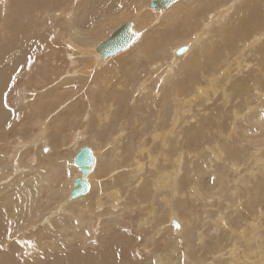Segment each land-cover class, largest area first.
Masks as SVG:
<instances>
[{
	"label": "rangeland",
	"instance_id": "374dc122",
	"mask_svg": "<svg viewBox=\"0 0 264 264\" xmlns=\"http://www.w3.org/2000/svg\"><path fill=\"white\" fill-rule=\"evenodd\" d=\"M10 1L0 0L2 44L15 51L9 42L17 29L31 42H19L18 50L26 48L28 55L0 100V264H249L243 257L249 249L253 260L264 252V118L251 123L245 117L264 109V38L253 40L264 30V0L238 1L221 21L212 19V8L235 0H179L162 13L149 8L151 0ZM125 21L137 26L126 50L97 68L93 53L76 58L73 41L92 48ZM172 56L181 57L173 62ZM142 144L159 155L161 171L177 172L173 214L160 199L162 191L153 188L146 156L138 158ZM82 146L96 151L94 185L71 201L79 174L73 156ZM136 160L144 169L138 183L129 173L135 177ZM102 190L104 209L117 207L113 213L97 209L96 220L102 218L90 226L87 210ZM116 191L119 204L112 205L107 195ZM47 215L50 224L41 220ZM241 232L246 236L239 240L235 234Z\"/></svg>",
	"mask_w": 264,
	"mask_h": 264
},
{
	"label": "bare ground",
	"instance_id": "6f19581e",
	"mask_svg": "<svg viewBox=\"0 0 264 264\" xmlns=\"http://www.w3.org/2000/svg\"><path fill=\"white\" fill-rule=\"evenodd\" d=\"M179 1V0H178ZM238 1H242V0H235L234 1V3H232V4H229V5H227L225 8H223V7H220V6H216V8H212V12H213V17H212V19L213 20H217V21H221V20H223V18L226 16V12L228 11V10H230L231 8H233V6L238 2ZM249 1V0H248ZM258 1V0H257ZM257 1H255V2H257ZM11 1L9 0V3H10ZM229 2V1H228ZM231 2V1H230ZM244 2V1H243ZM242 2V3H243ZM253 2H254V0H253ZM225 3H226V1H225ZM251 3V2H250ZM243 4H245V3H243ZM252 4L253 3H251V6H252ZM177 5V4H176ZM221 5V4H220ZM0 6H2L1 5V2H0ZM242 6V5H241ZM254 6V5H253ZM78 7V6H77ZM173 7V6H172ZM75 8V7H74ZM244 8H246V7H244ZM76 9V8H75ZM237 9V8H236ZM74 11H76V10H74ZM152 11H154V12H156V13H162V10H152ZM260 11V10H259ZM262 11V10H261ZM244 12V11H243ZM255 12H257V11H255ZM263 12V11H262ZM44 13V12H43ZM49 13V12H48ZM244 14H246V13H244ZM253 14V13H252ZM260 14H261V12H260ZM2 15V14H1ZM42 15V14H41ZM254 15V14H253ZM258 15V14H257ZM262 15V14H261ZM260 15V16H261ZM13 17H14V15H12ZM12 16H10V17H12ZM148 16V15H147ZM242 16H244V15H242ZM259 16V15H258ZM43 17V16H42ZM248 17V16H247ZM7 18V17H6ZM41 18V17H40ZM212 19H208L209 21H211ZM48 20V19H47ZM49 20H50V16H49ZM256 20V19H255ZM15 21V20H14ZM13 21V22H14ZM45 21H46V19H45ZM58 21V20H57ZM60 21V20H59ZM11 22H12V20H11ZM126 22V21H125ZM124 22V23H125ZM200 22V21H199ZM252 22V21H251ZM254 22V21H253ZM44 23V22H43ZM47 23H49V21L47 22ZM54 23V22H53ZM76 23V22H75ZM126 23H129V22H126ZM201 23H203V22H201ZM15 24H16V22H15ZM45 24V23H44ZM43 24V25H44ZM50 24V23H49ZM211 24H213V23H211ZM220 24V23H219ZM11 25H12V23H11ZM14 25V24H13ZM17 25V24H16ZM69 25H71V27L72 28H74V26H73V19L71 20V24H69ZM147 25H149V24H147ZM209 25V22H206L205 24H204V27H206V26H208ZM52 26H54V25H52ZM57 26V25H56ZM164 26V25H163ZM14 27H15V25H14ZM37 27V26H36ZM49 27H51V26H49ZM39 28V27H38ZM115 28H117V27H115ZM146 28V27H145ZM15 29H16V27H15ZM141 29H143V28H141ZM197 29V28H196ZM210 29V28H209ZM49 30V29H48ZM51 30V29H50ZM16 31V30H15ZM17 31L19 32L20 31V33H17V32H13V35H12V38H13V40L10 38V42L9 43H11V44H13V45H16L14 48H17L15 51L14 50H12L11 51V49H10V51H9V48H10V44H8V46L7 47H5V45L4 44H2V41L0 40V100H1V96L3 95V92L5 91V90H8V87H7V82H9V79H10V77L11 76H13V74L17 71V64L22 60V59H24L25 57L27 58V55H28V50L26 49V48H21V50L19 49L18 50V44H19V42L20 41H23L22 43H23V45L25 46L26 44H28L29 42H31L30 40L31 39H27V38H25V36H24V30H22V29H17ZM132 31H133V33H135L136 31H137V26L135 25V24H133L132 25ZM139 31V30H138ZM52 32V31H51ZM112 32H113V30H112ZM111 32V33H112ZM53 33V32H52ZM110 33V34H111ZM140 33V32H139ZM9 34V33H8ZM7 34V35H8ZM110 34H108V35H110ZM64 35H66V34H64ZM204 35V32L203 33H201V34H196L195 36H194V39H193V41L192 42H190L188 45H187V47H188V49L189 48H191V47H193L192 45H195V43L202 37ZM73 36H76V37H78V34L77 33H75V32H73L72 33V37ZM211 36V35H210ZM74 38L73 37V40H76V41H78L79 39H77V38ZM109 37V36H108ZM107 37V38H108ZM140 37V36H139ZM28 38H30L29 36H28ZM106 38V39H107ZM137 38V37H136ZM228 38V37H227ZM263 38H264V30L263 31H259L255 36H254V43H259L260 44V42H262V40H263ZM202 39V38H201ZM203 39H205L204 37H203ZM229 39V38H228ZM227 39V40H228ZM45 40H47V38H40V39H38V41H39V43L40 42H44ZM103 40H105V39H103ZM102 40V41H103ZM192 40V39H191ZM211 40V39H210ZM212 41V40H211ZM231 41V40H230ZM229 41V42H230ZM74 42V41H73ZM73 42H72V46H75L77 49H78V51L76 50V52H75V56H76V58H77V56H78V58L79 57H84V58H88L89 57V54H91V53H93L94 55H95V59L93 58V63L95 64V60H96V62H97V66H96V68L97 67H101L102 65H103V61L104 60H106L107 58H109V57H111V56H107L106 58H103V57H101L100 56V54L98 53V51H97V49H96V46L100 43H97L95 46H92V48L90 47V45L88 44V43H86L85 44V46L83 47V49L81 48V46H78V44H75V42H74V44H73ZM203 41L201 40V43H202ZM207 42V41H206ZM212 43H213V41H212ZM228 43V42H227ZM232 43V42H231ZM84 44V43H83ZM82 44V45H83ZM205 44H207V43H205ZM204 44V45H205ZM12 45V46H13ZM34 45V44H33ZM70 45V46H71ZM80 45V44H79ZM184 45V44H183ZM254 45V44H253ZM29 46H32V45H29ZM28 46V47H29ZM186 46V45H185ZM231 46V45H230ZM229 46V47H230ZM27 47V46H26ZM176 47V46H175ZM203 47V46H202ZM218 47V46H217ZM249 47V46H248ZM248 47H246V48H248ZM30 48V47H29ZM32 48V47H31ZM44 48V47H43ZM181 48V47H180ZM210 48V47H209ZM208 48V49H209ZM215 48H216V45H215ZM214 48V49H215ZM176 49H177V47H176ZM207 49V48H206ZM207 49V50H208ZM211 49V48H210ZM242 49H243V47H242ZM185 50V49H184ZM216 50V49H215ZM263 50V49H262ZM189 51V50H188ZM191 51V50H190ZM206 51V50H205ZM210 51V50H209ZM262 52V51H261ZM55 53V52H54ZM185 53H187V51L185 52ZM203 53V52H202ZM219 53V52H218ZM72 54V53H71ZM135 54V53H134ZM170 54V53H169ZM30 55V54H29ZM92 55V54H91ZM183 55V54H182ZM204 55V54H203ZM240 55V54H239ZM5 56H7V57H5ZM72 56V55H71ZM70 56V57H71ZM74 56V57H75ZM205 56V55H204ZM207 56V55H206ZM209 56V55H208ZM227 56V55H226ZM172 57H174V56H172ZM181 57V56H180ZM180 57H174L175 58V60H173V62L174 61H176V60H178V59H180ZM201 57H203L202 56V54H201ZM220 57V56H219ZM242 57V56H241ZM7 58H11L9 61H7L6 59ZM113 58V57H112ZM219 59V58H218ZM79 60V59H78ZM253 60H255V59H253ZM40 61V60H39ZM71 61V60H70ZM73 61V60H72ZM84 61H85V59H84ZM88 61V60H87ZM98 61H99V63H98ZM107 61V60H106ZM106 61H105V63H106ZM179 61V60H178ZM194 61V60H193ZM77 62V61H76ZM89 62V61H88ZM87 62V63H88ZM155 62H157L158 64L161 62V61H155ZM195 62V61H194ZM194 62H193V64H194ZM73 63V62H72ZM85 63V62H84ZM150 63V62H149ZM167 64V63H166ZM76 66H77V64H75ZM78 65H79V62H78ZM177 65H178V63H177ZM253 65V64H252ZM74 66V65H73ZM250 66V65H249ZM52 67V66H51ZM56 67V66H55ZM78 67V66H77ZM158 67V66H157ZM160 67L161 66H159V69H160ZM189 67V66H188ZM224 67V66H223ZM251 67V66H250ZM149 68V67H148ZM155 68V67H154ZM168 68L169 69H171L172 67H171V65H169L168 66ZM69 69H70V67H69ZM75 70H76V68H74ZM85 69H88V68H85ZM255 69V68H254ZM261 69V68H260ZM71 70H72V68H71ZM78 70V69H77ZM83 70V69H82ZM91 70V69H90ZM89 70V71H90ZM96 70V69H95ZM157 71V70H156ZM155 71V72H156ZM169 71V70H168ZM224 71H227V70H224ZM72 72V71H71ZM161 72V71H160ZM165 72V71H164ZM221 72H222V70H221ZM240 72V71H239ZM254 72V71H253ZM88 73V72H87ZM86 73V74H87ZM162 73V72H161ZM241 73V72H240ZM239 73V74H240ZM251 73V72H250ZM164 74V73H163ZM224 74V73H223ZM84 75V74H83ZM210 75V74H209ZM218 75V74H217ZM225 75V74H224ZM226 75H227V73H226ZM89 76V75H88ZM156 76V75H155ZM161 76V75H160ZM257 76V75H256ZM75 77V76H74ZM144 77H145V75H144ZM169 77V76H168ZM107 78V77H106ZM253 78V77H252ZM143 79H145V78H143ZM202 79V78H201ZM261 79V78H260ZM259 79V80H260ZM149 80V79H148ZM163 80H165V79H163ZM207 80V79H206ZM218 80H220L219 78H218ZM239 80H240V78H239ZM258 80V79H257ZM258 80V81H259ZM175 81V80H174ZM205 81V80H204ZM216 81V80H215ZM56 82V81H55ZM206 82H208V81H206ZM246 82V81H245ZM252 82V81H251ZM250 82V83H251ZM238 83V82H237ZM253 83V82H252ZM259 83V82H258ZM261 83H262V80H261ZM54 84V83H53ZM141 84V83H140ZM147 84V83H146ZM145 82H143V84H142V86L143 87H145ZM199 84H201V82L199 83ZM217 84V83H216ZM215 84V85H216ZM219 84V83H218ZM243 84V83H242ZM171 85V84H170ZM205 85V84H204ZM239 85V84H238ZM240 85H241V83H240ZM251 85V84H250ZM256 85H258V84H256ZM199 86V85H198ZM201 86V85H200ZM254 86V85H253ZM27 87V86H26ZM25 87V88H26ZM57 87V86H56ZM137 87V86H136ZM148 87V86H147ZM171 87V86H170ZM244 87V86H243ZM262 87V86H261ZM144 90H146L145 88H143ZM170 89V88H169ZM171 89H172V87H171ZM193 89H195V88H193ZM233 89V88H232ZM260 89V88H259ZM263 90H264V88H262ZM159 90V89H158ZM197 90V89H196ZM255 90V89H254ZM256 90L258 91V89L256 88ZM203 91V90H202ZM208 91V90H207ZM232 91V90H231ZM235 91H237V90H235ZM239 91V90H238ZM256 91V94L258 93ZM136 92V91H135ZM139 92V91H138ZM171 92V91H170ZM209 92V91H208ZM212 92H214V91H212ZM219 92V91H218ZM192 93H193V91H192ZM194 93H195V91H194ZM211 93V92H210ZM242 93V92H241ZM244 93H245V91H244ZM247 93V92H246ZM144 94V93H143ZM191 93H189V95H190ZM253 94V93H252ZM255 94V93H254ZM207 95V94H206ZM234 95H235V92H234ZM237 95H239V94H237ZM242 95V94H241ZM250 95V94H249ZM258 95H260L259 93H258ZM142 96V95H141ZM215 96V95H214ZM213 96V97H214ZM255 96V95H254ZM140 97V96H139ZM144 97V96H143ZM173 97V96H172ZM171 97V98H172ZM248 97V96H247ZM252 97H253V95H252ZM156 98V97H155ZM200 98V97H199ZM201 98H202V96H201ZM204 98V97H203ZM206 98V97H205ZM131 99V98H130ZM198 99V98H197ZM240 99H241V97H240ZM251 99V98H250ZM255 99H257V98H255ZM254 99V100H255ZM264 99V98H263ZM177 100V99H176ZM209 100V99H208ZM207 100V101H208ZM246 100H248V99H246ZM171 102H172V100H170ZM3 102V101H2ZM174 102H175V100H174ZM243 102V101H242ZM246 102V101H245ZM260 102V101H259ZM263 102V101H262ZM177 103V102H176ZM247 103V102H246ZM253 104H255V103H253ZM261 104V103H260ZM239 105V104H238ZM247 105V104H246ZM250 105H252V103L250 104ZM240 106H242V105H240ZM239 106V107H240ZM248 106H249V104H248ZM255 106V105H254ZM189 107V106H188ZM247 107V106H246ZM262 107H263V104H262ZM252 109V108H251ZM250 109V110H251ZM256 109H258V108H256ZM244 110V109H243ZM243 110H241V111H243ZM253 110H254V108H253ZM259 110V109H258ZM261 111H259V112H257L256 110V114L255 115H253V116H251L250 118H249V116H248V114H246V118H247V120H249V122H251V123H259V122H261V120L259 119V118H264V109H260ZM255 111H254V113H255ZM239 112V111H238ZM249 112V111H248ZM9 113V112H8ZM236 113V112H235ZM253 113V112H252ZM180 115V114H179ZM235 115V114H234ZM10 116V115H9ZM189 116V115H188ZM238 116V115H237ZM236 116V117H237ZM8 118V117H7ZM6 118V119H7ZM4 119H5V111H4V109H3V107H2V105H1V102H0V125H1V123H3V121H4ZM39 119V118H38ZM107 119V118H106ZM14 120V119H13ZM174 120H175V124H176V122L178 121V120H176V118L174 117ZM12 121V120H11ZM172 121V120H171ZM245 121V120H244ZM243 121V122H244ZM263 121V120H262ZM46 122V121H45ZM174 122V121H173ZM246 122V121H245ZM7 123V122H6ZM101 123V122H100ZM99 124V123H98ZM155 124V123H154ZM3 125V124H2ZM5 125V124H4ZM101 125V124H100ZM174 125V124H173ZM236 125V124H235ZM255 125H257V124H254V126ZM263 125V124H262ZM42 126H43V133H45V131H46V127H47V125H44V123L42 124ZM156 126V125H155ZM154 126V127H155ZM177 127V126H176ZM175 127V128H176ZM236 127V126H235ZM5 128V127H4ZM237 128V127H236ZM242 128V127H241ZM243 128H245V127H243ZM242 128V129H243ZM248 128V127H247ZM251 128H254V127H251ZM158 129V128H157ZM246 129V128H245ZM41 130V131H42ZM252 130V129H251ZM159 131V130H158ZM175 131V130H174ZM233 131L234 130H231V132L233 133ZM254 131V129L252 130V132ZM155 132V131H154ZM157 132V131H156ZM155 132V133H156ZM172 131H170V132H168L167 133V135L166 136H171V133ZM237 132V131H236ZM41 133V132H40ZM18 134V133H17ZM240 134V133H239ZM240 135H242V133L240 134ZM253 135V134H252ZM40 136V135H39ZM45 136V135H44ZM155 136L156 137H162V133H156L155 134ZM165 136V137H166ZM231 136V135H230ZM243 136V135H242ZM20 137V136H19ZM37 137V136H36ZM48 137V136H47ZM83 137V136H82ZM236 137V136H235ZM21 138V137H20ZM84 138V137H83ZM240 138V137H239ZM28 139V138H27ZM39 139V140H38ZM81 136H78L77 137V140H74L75 142H79V141H81ZM152 139V141H153V138H151ZM165 139V138H164ZM163 139V140H164ZM247 139V138H246ZM249 139V138H248ZM22 140H24V139H22ZM229 140V139H228ZM241 140V139H240ZM260 140V139H259ZM21 141V140H20ZM157 141V140H156ZM155 141V142H156ZM22 142V141H21ZM37 143H39V145H42V146H44L45 144V140L44 139H42V138H37V141H36ZM255 142H258V141H255ZM46 143H47V141H46ZM11 144V143H10ZM162 144H163V146L165 145V141H163L162 142ZM240 144H241V142H240ZM256 144V143H255ZM74 144H72V146H73ZM78 145V144H77ZM218 145V144H217ZM259 145V144H258ZM231 146V145H230ZM260 146V145H259ZM63 147V146H62ZM83 147V146H82ZM82 147H80L79 148V150L75 153V155L82 149ZM114 147V146H113ZM257 147V146H256ZM255 147V148H256ZM74 149H75V147H73ZM90 150H91V153H92V155H93V157L95 156V154H96V151H95V153L93 152V150L90 148V147H88ZM213 148V147H212ZM250 148V147H249ZM215 149V148H214ZM41 150V149H40ZM256 150V149H255ZM264 150V149H263ZM52 151V150H51ZM60 151V150H59ZM214 151V150H213ZM217 151H220V150H218V148H217ZM259 151V150H258ZM255 152V151H254ZM253 152V153H254ZM256 152H257V150H256ZM261 152V151H260ZM215 153V152H214ZM213 153V154H214ZM217 153H215L214 155H216ZM256 154V153H255ZM254 154V155H255ZM2 155V154H1ZM48 155V154H47ZM75 155L73 156V160H74V157H75ZM138 158H141V157H143V156H146V159H147V163H148V167L152 170L151 171V176H152V182H153V188L155 189V191H156V193H158V192H160L161 193V191H162V194L161 195H159V196H161L160 197V199L162 200V201H164V206H165V208L166 209H168L169 210V212H170V214H173V208H172V206H174L173 205V201H171V198L173 197V196H176L174 193L176 192V190H177V187H176V175H177V172L174 170V169H172V171L171 172H163V171H161L159 168H158V157H159V155H154V154H152L151 152H150V149L149 148H147V147H145V145L143 146V144L141 145V147L138 149ZM214 155H212V156H214ZM220 155V154H219ZM4 156V155H3ZM3 156H2V158L1 159H3ZM11 156V155H10ZM49 156V155H48ZM95 157H97V155L95 156ZM253 157V156H252ZM258 157V156H257ZM7 158V157H6ZM11 158V157H10ZM135 158H137V157H135ZM160 158V157H159ZM259 158V157H258ZM144 159V158H143ZM255 159V158H254ZM14 160H16V159H14ZM166 160V159H165ZM164 160V161H165ZM181 160V159H180ZM216 160V159H215ZM220 160V159H219ZM97 161V160H96ZM171 161V160H170ZM175 161H176V159H175ZM253 161H255V160H253ZM1 162V161H0ZM3 162V161H2ZM7 162V161H6ZM5 162V163H6ZM10 162V161H9ZM132 162V161H131ZM140 162V160H136L135 161V166L137 167V171H136V173H135V177H134V175H133V171L132 170H130L129 171V173H130V177L131 178H135L134 180H136V183H138L139 182V178H138V180L136 179V175L142 170V164H140L139 163ZM175 163V162H174ZM19 164V163H18ZM74 164V163H73ZM172 164V163H171ZM254 164V163H253ZM176 165V164H175ZM180 165V164H179ZM256 167H257V163L256 164H254ZM75 166V165H74ZM161 166V165H160ZM164 166H166V165H164ZM181 166V165H180ZM225 166V165H224ZM94 167H96V166H94ZM162 167V166H161ZM168 167V166H167ZM173 167V166H172ZM1 168V167H0ZM76 168V167H75ZM117 168V167H116ZM115 168V169H116ZM118 168H119V166H118ZM77 169V168H76ZM93 169H95V168H93ZM93 169L89 172V173H87L86 174V176H84V179L88 182V184H89V191H91L92 189V187H93V185H94V182H93V179H91V175H92V171H93ZM165 169V168H164ZM78 170V169H77ZM144 170V169H143ZM142 170V171H143ZM178 170V169H177ZM18 171H21V168H20V170H19V168H18ZM95 171V170H94ZM141 171V172H142ZM237 171V170H236ZM78 172H79V174L77 175V177L79 178V175L81 176L82 174H81V172L78 170ZM238 172V171H237ZM0 173H1V169H0ZM144 173V172H143ZM121 174V173H120ZM2 175V174H1ZM193 175V174H192ZM12 176V175H11ZM76 177V178H77ZM181 177V176H180ZM182 177H184V176H182ZM123 178V177H122ZM186 178H188V177H186ZM189 179V178H188ZM75 180V179H74ZM74 180L72 181V186H71V189L69 190V196H70V194H71V190L73 189V182H74ZM179 180H180V178H179ZM190 180V179H189ZM14 182V181H13ZM19 182V181H18ZM119 182V181H118ZM117 182V183H118ZM192 182V181H191ZM42 183H44V182H42ZM181 183H182V181H181ZM20 184H21V182H20ZM120 184V183H119ZM191 184V183H190ZM189 184V185H190ZM11 185V184H10ZM16 185V184H15ZM18 185H19V183H18ZM42 185V184H41ZM2 186V185H1ZM113 186V185H112ZM139 186V185H138ZM181 186H182V184H181ZM10 187V186H9ZM20 187H22V186H20ZM180 187V186H179ZM178 187V188H179ZM15 188V187H14ZM182 188V187H181ZM16 189V188H15ZM20 189V188H19ZM21 189H23V188H21ZM91 189V190H90ZM100 189V188H99ZM98 189V190H99ZM169 189V191H170V193H171V196H170V198L168 197V194L165 192V190H168ZM247 189V188H246ZM1 191V190H0ZM17 191H19L18 189H17ZM100 191V190H99ZM23 193H25V192H23ZM89 193V192H88ZM87 193V194H88ZM27 194V193H26ZM26 194H24V195H26ZM30 194V193H29ZM86 194V195H87ZM31 195V194H30ZM102 195H106L105 193H104V190H102L100 193H99V195H98V198H97V200H96V198H95V200H96V203H95V207L93 208V209H90V210H87V218H86V222L91 226L92 225V223H93V221H97L98 219H101V218H99L98 217V219L96 220V217L98 216V214H100V212L98 211V213H97V209H99V208H101V210L103 211V212H115V211H113V209L115 210V208L117 207V206H109V207H111L112 208V210H110V209H104V206H106V202L107 201H104V199L103 198H101V196ZM120 194H119V192L118 191H116V192H113V193H111V194H109V195H107V197H109V201H110V203L112 204V205H117V203L119 202V198H120V196H119ZM83 197H85V196H81V197H78V198H75V199H69V200H71V201H75V200H77V199H81V198H83ZM176 198V197H175ZM107 200V199H106ZM173 200V199H172ZM33 202V201H32ZM119 204V203H118ZM33 205V204H32ZM31 206V205H30ZM250 206V205H249ZM23 207V206H22ZM25 207V206H24ZM175 207V206H174ZM34 208V207H33ZM85 208V207H84ZM84 208H83V210H84ZM106 208V207H105ZM14 209V208H13ZM35 209H36V207H35ZM61 209H63V205H62V207H61ZM104 209V210H103ZM17 210V209H16ZM80 211H81V209H80ZM65 212V211H64ZM28 213V212H27ZM102 213V212H101ZM41 215H43L42 214V212L40 213ZM49 214H50V212H49ZM51 214H53V213H51ZM57 214V213H56ZM104 213H102V215H103ZM115 214V213H114ZM178 214V213H177ZM37 215H38V213H37ZM41 215H40V218H41ZM55 215V214H54ZM101 215V214H100ZM112 215V214H111ZM48 216V215H47ZM56 216H58V215H56ZM56 216H54V217H56ZM106 216V215H105ZM104 216V217H105ZM108 216H110L109 214H108ZM169 216V215H168ZM28 217V216H27ZM107 217V216H106ZM112 217V216H111ZM175 217V216H174ZM168 218V217H167ZM176 218V217H175ZM107 219H109V218H106L105 220H107ZM113 219V218H112ZM172 219V217H170V220ZM177 219V218H176ZM42 221L44 220L45 222H44V224L45 223H47V224H50V218H49V216H48V218H46V217H44V218H42L41 219ZM51 220H53V219H51ZM61 220V219H60ZM83 220V219H82ZM81 220V221H82ZM104 220V221H105ZM169 220V221H170ZM226 220V219H225ZM63 222V221H62ZM107 222V221H106ZM105 222V223H106ZM166 222V221H165ZM191 222V221H190ZM55 223V222H54ZM110 223V222H109ZM177 223H178V225H179V227H180V229L182 228V225L184 224L183 222H181L180 221V219H178L177 220ZM183 223V224H182ZM101 224V223H100ZM118 224V223H117ZM117 224H116V226H117ZM138 224V223H137ZM51 225H54V224H52L51 223ZM111 225H113L112 223H111ZM114 225H115V223H114ZM255 225V224H254ZM34 227V226H33ZM54 227V226H53ZM110 227V226H109ZM113 227H115V226H113ZM118 227V226H117ZM152 227V226H151ZM160 227V226H159ZM166 227V226H165ZM30 228V227H29ZM103 228V227H102ZM156 228H158V226H156ZM155 228V229H156ZM169 228H172V232H173V227H171V226H169ZM65 229V228H64ZM158 229H160V228H158ZM166 229V228H165ZM229 229V228H228ZM254 229V228H253ZM112 230V229H111ZM169 230V229H168ZM243 230V229H242ZM241 230V231H242ZM55 231V230H54ZM155 231V230H154ZM170 231H171V229H170ZM234 231V230H233ZM175 232V231H174ZM159 233H160V230H159V232H158V235H159ZM229 233H230V231H229ZM235 233V232H234ZM111 234V233H110ZM174 234V233H173ZM256 234V233H255ZM144 235V234H143ZM144 236H146V235H144ZM154 236V235H153ZM246 235H245V233H236L235 234V237L237 238V239H239V240H242L244 237H245ZM156 237V236H155ZM19 238V237H18ZM154 238V237H153ZM153 238H150L149 240H151V239H153ZM175 238H179V237H175ZM238 241V240H237ZM251 242V240L249 239L248 240V243H250ZM260 245V244H259ZM262 246V245H261ZM234 250V249H233ZM249 250H251V249H249ZM248 250V252H249V254H247L246 256L244 255L243 257H244V259H245V262H248V261H250V263L249 264H264V252L263 253H260V255H258V256H254V260L253 259H250V254H251V251H249ZM264 250V249H263ZM262 250V251H263ZM260 251V250H259ZM100 252V251H99ZM101 252H103V250L101 251ZM231 253V252H230ZM105 254V253H104ZM232 254V253H231ZM235 254V253H234ZM255 254V253H254ZM88 255V254H87ZM63 260V259H62ZM59 261H61V260H59ZM58 261V262H59ZM77 262V261H76ZM71 263V262H70ZM151 264H156V262H152ZM169 264H172V263H169Z\"/></svg>",
	"mask_w": 264,
	"mask_h": 264
},
{
	"label": "water",
	"instance_id": "95a60500",
	"mask_svg": "<svg viewBox=\"0 0 264 264\" xmlns=\"http://www.w3.org/2000/svg\"><path fill=\"white\" fill-rule=\"evenodd\" d=\"M178 0H151L149 8L154 10H165ZM137 35L132 31L131 23H124L116 28L107 39L101 41L96 49L101 57L114 56L115 54L126 50L136 39ZM184 49H179L180 53ZM73 163L75 167L81 172V176L76 178L73 182V189L69 199H75L81 196H85L89 192V184L84 179L87 173H89L95 166V158L93 157L91 150L84 146L75 155ZM177 226L176 223H174Z\"/></svg>",
	"mask_w": 264,
	"mask_h": 264
}]
</instances>
